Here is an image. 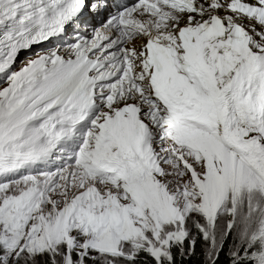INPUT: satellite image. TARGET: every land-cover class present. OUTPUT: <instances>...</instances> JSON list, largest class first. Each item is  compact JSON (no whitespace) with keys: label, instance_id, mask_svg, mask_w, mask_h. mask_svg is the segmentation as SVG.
<instances>
[{"label":"snow or ice","instance_id":"obj_1","mask_svg":"<svg viewBox=\"0 0 264 264\" xmlns=\"http://www.w3.org/2000/svg\"><path fill=\"white\" fill-rule=\"evenodd\" d=\"M194 258L264 264V0H0V264Z\"/></svg>","mask_w":264,"mask_h":264},{"label":"trees","instance_id":"obj_2","mask_svg":"<svg viewBox=\"0 0 264 264\" xmlns=\"http://www.w3.org/2000/svg\"><path fill=\"white\" fill-rule=\"evenodd\" d=\"M191 264H196V259L194 258ZM222 264H223V258H222Z\"/></svg>","mask_w":264,"mask_h":264}]
</instances>
